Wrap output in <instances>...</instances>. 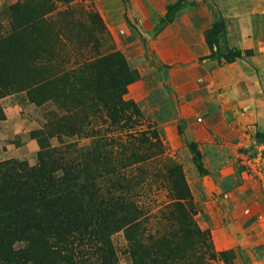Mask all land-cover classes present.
Returning <instances> with one entry per match:
<instances>
[{"label":"rangeland","instance_id":"374dc122","mask_svg":"<svg viewBox=\"0 0 264 264\" xmlns=\"http://www.w3.org/2000/svg\"><path fill=\"white\" fill-rule=\"evenodd\" d=\"M49 5L26 53L57 73L54 97L0 98V172L41 160L76 179L81 231L50 240L51 264H264V0H35L22 11ZM26 249L15 240L0 264L45 262Z\"/></svg>","mask_w":264,"mask_h":264},{"label":"trees","instance_id":"16d2710c","mask_svg":"<svg viewBox=\"0 0 264 264\" xmlns=\"http://www.w3.org/2000/svg\"><path fill=\"white\" fill-rule=\"evenodd\" d=\"M33 1L16 0L1 8L0 16L6 18L7 28L0 33V98L21 90L29 103L39 106L54 97L50 85L57 73L49 65L39 71V58L26 53H31L35 45L34 27L51 10L49 5L43 13H24L22 8ZM209 47L216 54L214 46ZM46 88L43 96L37 94ZM7 163L3 161L0 167ZM10 164L0 172V250L10 249L15 240H24V253L34 251L32 261L51 264L59 252L57 247L52 248L50 240L56 238L66 246L69 232L81 231L75 221H70L75 211L81 214L84 210L75 200L76 179L55 178V168L47 171L49 167L41 160L34 167L13 161ZM197 167L201 169L200 164ZM52 179L61 184L54 187Z\"/></svg>","mask_w":264,"mask_h":264},{"label":"built area","instance_id":"2783aa9c","mask_svg":"<svg viewBox=\"0 0 264 264\" xmlns=\"http://www.w3.org/2000/svg\"><path fill=\"white\" fill-rule=\"evenodd\" d=\"M262 150H264V144L262 145Z\"/></svg>","mask_w":264,"mask_h":264}]
</instances>
